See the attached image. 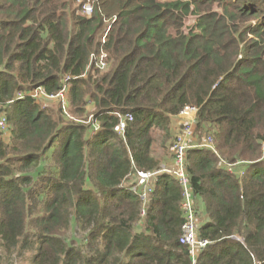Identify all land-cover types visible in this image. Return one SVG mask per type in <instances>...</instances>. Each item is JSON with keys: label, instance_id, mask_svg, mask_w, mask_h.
<instances>
[{"label": "trees", "instance_id": "obj_1", "mask_svg": "<svg viewBox=\"0 0 264 264\" xmlns=\"http://www.w3.org/2000/svg\"><path fill=\"white\" fill-rule=\"evenodd\" d=\"M76 1L0 0V264H264V0H103L89 18ZM101 50L104 70L91 63ZM64 86L71 112L91 99L92 124L29 94ZM187 105L193 142L214 147L186 154L208 241L195 263L182 188L153 151ZM138 171L159 172L148 203Z\"/></svg>", "mask_w": 264, "mask_h": 264}, {"label": "built area", "instance_id": "obj_2", "mask_svg": "<svg viewBox=\"0 0 264 264\" xmlns=\"http://www.w3.org/2000/svg\"><path fill=\"white\" fill-rule=\"evenodd\" d=\"M82 13L86 17H91L96 11V5L91 2L90 0H78ZM105 19V22L108 23V26L103 30L102 35V42L105 43L106 38L108 36L109 31L111 30L113 21L109 18V20ZM92 62L94 63L95 67L104 70L108 66L107 62V54L104 50H101L98 54L94 53ZM34 98H37L41 101L44 98H54L57 97L62 100V105L64 107H69L68 104V86H64L62 90H60L56 94H48L43 89L37 88L29 93ZM64 109V108H63ZM199 108L194 105H187L185 106L179 114L176 116L180 119V131L175 137V141L173 143V152H174V164L176 166L175 171H171L170 169L163 168V171H167L171 173L173 176L177 178L179 184L182 188V208L184 210L185 215V223L183 225V233L180 237L181 244L187 245L190 248L191 256L193 263L196 261V257L199 253V250L204 248L208 241L204 239H198L197 230H198V216L197 210L195 206V199L193 196L190 178L187 173L186 169V154L189 148L196 147L197 144L193 143L194 132H195V125L197 123ZM71 117V115H67ZM119 122L115 125L114 131L124 136L128 124L134 120L132 114L128 113H118ZM92 133L99 131L100 125L98 123H93L91 125ZM0 130L3 132L7 131V121L4 115L0 117ZM199 147L209 148L211 150L214 149L213 147V140L209 138L208 142L202 143ZM159 172H144L138 171L136 174L137 182L132 187V190L139 194L142 200H145V203H148L149 195L152 193L153 186L152 181L155 180L157 174ZM256 264H260L257 262Z\"/></svg>", "mask_w": 264, "mask_h": 264}, {"label": "rangeland", "instance_id": "obj_3", "mask_svg": "<svg viewBox=\"0 0 264 264\" xmlns=\"http://www.w3.org/2000/svg\"><path fill=\"white\" fill-rule=\"evenodd\" d=\"M90 1L96 5V8H97V6H98V9H99V7L103 8V5H102L103 0H90ZM75 5L79 6L78 0L76 1ZM107 20H109V19H107ZM193 23H194L193 18L191 20H189V22H187V24H189V25H192ZM107 26H108V23L105 22V26H104L103 30ZM61 102H62V100L57 98V97H54V98H44L43 97L41 99V101L39 102V104L41 105L42 108L51 109L54 112L59 110V107H62L63 115L67 116L69 114L70 115L72 114L70 120L73 118L72 120L74 122H78V123H82V124H89V123L92 124V121L94 120L93 114H94L95 108L92 105L93 103H92L91 99H88V103L90 104V106L87 105L86 108L84 106V108L86 110H85V113H83V114L77 113L76 112L77 110L75 108H73L74 110L72 109L73 112H71L70 107H64ZM61 117H62V115H61ZM91 117H93V118H91ZM70 120L67 118L66 120H63V121L68 122ZM179 131H180V119L178 116H173L170 119V131L169 132L161 130L160 128H156L154 130V134H153L155 137V145H154V150H153L154 155L157 159L162 160V162H161L162 167H166L167 169H170L171 171H175V169H176V166L174 164V152H173L172 147H173V143L175 141V137ZM210 137L211 136H205L200 132H196L195 140H194V142H192V144L193 143L202 144L204 142L207 143ZM200 141H202V142L200 143ZM136 176H137V174L131 175V181H130L131 183L135 184L137 182ZM197 216H198V213H197ZM204 219H205V216L199 214L198 223L200 220H204ZM31 257H32L31 253H27L25 255L16 254L13 256L11 263H13V264H32ZM2 258L5 259L6 255L0 249V260Z\"/></svg>", "mask_w": 264, "mask_h": 264}, {"label": "crops", "instance_id": "obj_4", "mask_svg": "<svg viewBox=\"0 0 264 264\" xmlns=\"http://www.w3.org/2000/svg\"><path fill=\"white\" fill-rule=\"evenodd\" d=\"M164 168V167H163ZM166 168V167H165Z\"/></svg>", "mask_w": 264, "mask_h": 264}]
</instances>
